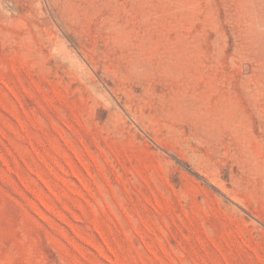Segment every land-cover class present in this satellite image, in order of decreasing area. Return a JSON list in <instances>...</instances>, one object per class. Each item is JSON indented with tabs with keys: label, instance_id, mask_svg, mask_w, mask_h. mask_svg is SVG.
<instances>
[{
	"label": "rangeland",
	"instance_id": "374dc122",
	"mask_svg": "<svg viewBox=\"0 0 264 264\" xmlns=\"http://www.w3.org/2000/svg\"><path fill=\"white\" fill-rule=\"evenodd\" d=\"M0 264H264V0H0Z\"/></svg>",
	"mask_w": 264,
	"mask_h": 264
}]
</instances>
